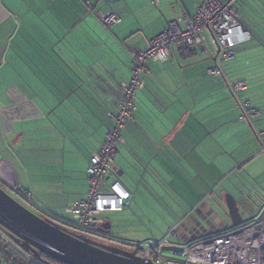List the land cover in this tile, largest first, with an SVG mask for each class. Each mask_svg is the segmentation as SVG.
<instances>
[{
	"label": "crops",
	"instance_id": "0c3cea01",
	"mask_svg": "<svg viewBox=\"0 0 264 264\" xmlns=\"http://www.w3.org/2000/svg\"><path fill=\"white\" fill-rule=\"evenodd\" d=\"M200 2L0 0V185L51 217L85 199L90 157L115 127L111 115L121 108L134 57L170 21L192 17ZM109 13L120 21L105 24ZM216 55L205 43L173 46L166 62L149 61L115 165V180L131 193L119 221L135 228L114 239L159 238L177 227L173 241L197 240L181 225L230 223L227 193L246 221L264 218V91L252 93L239 68L209 75ZM239 81L247 89L234 93ZM255 99L259 114L242 119V104ZM245 169L248 186L223 187L227 175ZM162 220L164 228L148 227ZM144 226L154 236H139Z\"/></svg>",
	"mask_w": 264,
	"mask_h": 264
},
{
	"label": "built area",
	"instance_id": "2783aa9c",
	"mask_svg": "<svg viewBox=\"0 0 264 264\" xmlns=\"http://www.w3.org/2000/svg\"><path fill=\"white\" fill-rule=\"evenodd\" d=\"M155 3L158 0H153ZM236 0H201L195 14L183 20H173L167 28L149 41L148 46L139 52L133 60V77L123 85L124 95L121 108L111 117L115 127L107 133L99 150L90 157L87 169L90 191L87 198L74 201L66 209V214L51 217L70 231L86 234L89 237L103 238L102 224L107 221L106 212H120L131 199V193L122 183L115 180L117 145L122 141V130L126 122L133 119L136 109V92L144 86L143 74L149 61L166 62L173 46L191 49L205 45L210 35L217 49L215 65L208 69L209 75H224V63L236 57V47L249 42L251 32L245 29L235 7ZM120 16L109 13L103 16V22L113 25ZM234 93L247 89L246 82L231 84ZM242 119H251L259 110L249 103L242 104ZM264 153V132L259 133ZM114 177L112 182L109 179ZM108 186L107 189H104ZM18 185L15 191L23 192ZM260 224V228L257 225ZM177 227L170 229L161 240L149 238L144 241H123L127 250L135 251L142 258L155 264H264V218L258 222L249 220L240 226L221 231L216 235L190 242H169V236L176 233ZM4 240L12 241L0 229ZM99 240V239H98ZM13 242V241H12ZM14 243V242H13ZM171 248L162 247L164 244ZM172 249L176 257L163 256V250Z\"/></svg>",
	"mask_w": 264,
	"mask_h": 264
},
{
	"label": "water",
	"instance_id": "95a60500",
	"mask_svg": "<svg viewBox=\"0 0 264 264\" xmlns=\"http://www.w3.org/2000/svg\"><path fill=\"white\" fill-rule=\"evenodd\" d=\"M216 60V58H215ZM226 211L231 222L223 221V230L245 223L244 211L232 195L225 197ZM111 222L102 224L101 240L70 231L49 215H38L18 201L0 185V229L26 254L37 260L47 255L63 264H155L142 258L124 245L115 244L109 239ZM260 224L257 228H260ZM199 228L204 236L206 227L196 219L192 224L186 222L181 229ZM207 231V230H206ZM198 232V231H197ZM196 238L198 235L195 236ZM108 240L110 242H107Z\"/></svg>",
	"mask_w": 264,
	"mask_h": 264
},
{
	"label": "rangeland",
	"instance_id": "374dc122",
	"mask_svg": "<svg viewBox=\"0 0 264 264\" xmlns=\"http://www.w3.org/2000/svg\"><path fill=\"white\" fill-rule=\"evenodd\" d=\"M224 1H227V0H224ZM245 5L247 6V4L244 3V6H243L244 8H245ZM213 40H214V38L210 35V37L207 38L206 42L214 45ZM252 66L255 67L257 69V71H259V70H263L264 71V50L260 46L259 47H256V46L252 47V46H249V45H242V46L236 47V58L231 60V61H229V62H225L224 63L225 72H232V70H236L237 68H239L241 70V74H243V75L247 74L246 77H250L249 80L251 81L250 82L251 92L252 93H257L261 89L259 94L263 95V91H264V76L260 77L259 79H255L250 74V72H251L250 69H251ZM257 80H259V81H257ZM248 94H250V92ZM256 98H257V96H256ZM257 101H258V99L253 100L252 101L253 105H251V104L250 105L252 107L257 106L256 105ZM42 152H44V151H42ZM26 153L28 155L33 154L30 149H27ZM247 178H248L247 169H245L244 171L243 170H235L231 174L227 175L224 178L223 187L227 188V190H229V191L230 190H236L237 188L246 187V186L249 185V182H248ZM87 181H88V179H87ZM87 183H88V185H87V188H86V194H87L86 196H88V193L90 191V184H89V182H87ZM6 191L9 194H11L14 198H16L18 201H20L21 203L26 205L34 213H36L38 215L39 214L42 215L41 213L43 211H42V209L40 207L37 208L36 206L31 205V203H28V202L22 200L15 193H13L11 190L10 191L6 190ZM227 194L230 195V193H227ZM86 196H85V198H87ZM72 203L73 202L68 203L66 205V208L62 209V212L66 214L67 207L70 204H72ZM163 214H164V212H163ZM66 215L68 216V214H66ZM105 215H107V217H109V219L111 220V224H112L111 236L112 237H113V235L114 236L123 235V234H125V232L135 228V227H129V226L121 224V222L119 221L120 215H119L118 212H112V213L111 212H106ZM244 215L246 216V213H244ZM261 219H262V217H260L259 220H261ZM148 227L150 229H153V230H160V229L164 228V222H163V220L162 221H158V225L148 226ZM148 227L144 226L143 228L145 230H142L141 232H139L138 235L139 236H145V237L147 235L154 236V235H152V233H149L147 231ZM146 231H147L148 234H145ZM167 234L168 233H166L165 235H163L162 237H159V238H152V237L151 238L152 239H156V240H161ZM132 238L134 240H137L138 242L145 240V239H143V237H132ZM146 238L149 239L148 237H146ZM105 241L110 242L108 240H105ZM169 242H173L172 239L169 238ZM118 244H120V243H118ZM120 245H122V244H120ZM125 247L128 248L126 245H125ZM162 247L171 248V245H168V244L165 243L164 245H162ZM163 256L171 257V258H175L176 257V255H175V253L173 252L172 249L163 250ZM0 264H6V263H5L4 260H0Z\"/></svg>",
	"mask_w": 264,
	"mask_h": 264
},
{
	"label": "trees",
	"instance_id": "16d2710c",
	"mask_svg": "<svg viewBox=\"0 0 264 264\" xmlns=\"http://www.w3.org/2000/svg\"><path fill=\"white\" fill-rule=\"evenodd\" d=\"M244 3L247 4L245 8ZM235 7L245 29L249 30L252 35L251 40L242 45L260 46L264 50V0H236ZM110 238L112 239L109 240L117 243L124 241L116 240L112 236ZM0 260H4L6 264H63L44 254L41 260H37L26 254L15 243L4 240L1 236Z\"/></svg>",
	"mask_w": 264,
	"mask_h": 264
},
{
	"label": "flooded vegetation",
	"instance_id": "af4514ba",
	"mask_svg": "<svg viewBox=\"0 0 264 264\" xmlns=\"http://www.w3.org/2000/svg\"><path fill=\"white\" fill-rule=\"evenodd\" d=\"M16 192V191H15ZM20 196V195H19ZM204 219V218H203ZM191 220H193V219H191ZM190 219L188 220V222L190 223V224H192L193 222L191 221ZM198 220H200V219H198ZM200 221H202V223H203V225L206 227V230L204 231V233H209V234H204V236H199V235H201L202 234V231H200L199 230V228H196V229H190V230H192V232H193V235H194V237L196 236V235H198V239H200V238H205V237H210V236H213V235H216V234H218L219 232H221V231H224L223 230V227H221L222 226V224H220V223H215V222H212L211 221V219H209V218H207V219H204V220H200ZM198 231V232H197ZM196 238V237H195ZM99 240H101V238H99ZM195 239H193V240H191V241H194ZM185 242H190V241H185ZM113 243H115V244H117L118 245V243L117 242H113Z\"/></svg>",
	"mask_w": 264,
	"mask_h": 264
},
{
	"label": "clouds",
	"instance_id": "9594fccd",
	"mask_svg": "<svg viewBox=\"0 0 264 264\" xmlns=\"http://www.w3.org/2000/svg\"><path fill=\"white\" fill-rule=\"evenodd\" d=\"M108 221V220H107Z\"/></svg>",
	"mask_w": 264,
	"mask_h": 264
}]
</instances>
